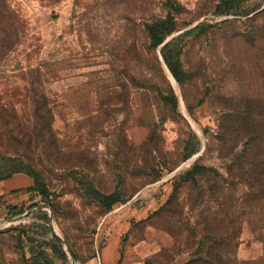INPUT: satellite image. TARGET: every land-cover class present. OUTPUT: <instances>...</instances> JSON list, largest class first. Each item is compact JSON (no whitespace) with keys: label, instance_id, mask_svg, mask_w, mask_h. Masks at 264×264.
Masks as SVG:
<instances>
[{"label":"rangeland","instance_id":"obj_1","mask_svg":"<svg viewBox=\"0 0 264 264\" xmlns=\"http://www.w3.org/2000/svg\"><path fill=\"white\" fill-rule=\"evenodd\" d=\"M219 5L0 0V178L53 206L0 181V264H264V0Z\"/></svg>","mask_w":264,"mask_h":264},{"label":"trees","instance_id":"obj_2","mask_svg":"<svg viewBox=\"0 0 264 264\" xmlns=\"http://www.w3.org/2000/svg\"><path fill=\"white\" fill-rule=\"evenodd\" d=\"M219 1H220L219 7L221 9V13L230 14V13H235L237 9L240 7V4L244 0H219ZM171 15L172 14L169 13L168 16L165 18V20L162 21L153 20L151 22L145 23L143 32L147 35L151 48H157L158 46H160L165 41V39L168 36H170L172 33H174V31L176 30V24ZM163 58L174 78L178 81V83H182L186 75L179 64L178 59L175 58L173 59V57L169 56V54H167L165 50L163 51ZM164 101L170 104L176 103L173 98H164ZM204 171H205L204 167L195 166L192 169V171L187 173V177L191 179H195V176L197 174H200ZM16 174H25L31 177L34 181V185L33 187L28 188V192L35 193L42 199L43 204H47L50 207H53L47 185L42 182L40 174L35 170L18 166V168H15L14 171L10 172L6 177L0 178V181L11 179ZM91 195L106 212L111 211L116 204L122 201L117 193H113L110 195H103L93 190L91 192ZM25 264H28V262L25 261ZM31 264H38V263L34 262Z\"/></svg>","mask_w":264,"mask_h":264},{"label":"crops","instance_id":"obj_3","mask_svg":"<svg viewBox=\"0 0 264 264\" xmlns=\"http://www.w3.org/2000/svg\"><path fill=\"white\" fill-rule=\"evenodd\" d=\"M8 180H10V179H8ZM31 185H32V184H31ZM33 185H34V183H33ZM33 185L30 186L29 188L33 187ZM103 264H115V261H114V260L111 261V259H110V260H108V261H105Z\"/></svg>","mask_w":264,"mask_h":264},{"label":"water","instance_id":"obj_4","mask_svg":"<svg viewBox=\"0 0 264 264\" xmlns=\"http://www.w3.org/2000/svg\"><path fill=\"white\" fill-rule=\"evenodd\" d=\"M73 259H74V257L73 256H71Z\"/></svg>","mask_w":264,"mask_h":264}]
</instances>
